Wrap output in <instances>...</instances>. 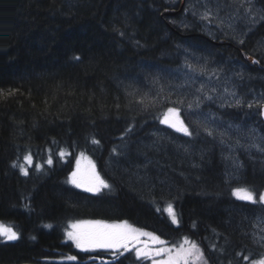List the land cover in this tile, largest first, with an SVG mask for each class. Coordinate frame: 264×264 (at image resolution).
I'll return each mask as SVG.
<instances>
[{
    "label": "trees",
    "instance_id": "trees-1",
    "mask_svg": "<svg viewBox=\"0 0 264 264\" xmlns=\"http://www.w3.org/2000/svg\"><path fill=\"white\" fill-rule=\"evenodd\" d=\"M254 2L264 10V0ZM172 4L0 0V222L19 233L15 241L0 238V264H150L130 250L80 251L66 240L70 222L80 219L128 221L166 244L190 242L205 257L197 264H251L264 256L252 236L264 206L234 196L238 187L260 196L264 165L254 168L244 153L243 176L228 180L217 143L198 128L192 139L209 150L205 161L196 155L190 163L175 153V168L165 167L158 160L163 154L144 145L163 125L164 111L148 82L159 69L179 65L188 46L231 71L245 67L236 75L243 98L233 105L239 107L222 112L264 129L255 99L264 90V69L248 61L254 56L264 64V19L243 40L211 36L198 17H183L180 2L174 16ZM80 153L95 160L109 183L99 193L69 181ZM146 159L159 166L147 174L163 176L153 191L163 183L172 187L165 199L137 188L141 176L134 173L144 175ZM72 255L75 261H61Z\"/></svg>",
    "mask_w": 264,
    "mask_h": 264
},
{
    "label": "rangeland",
    "instance_id": "rangeland-1",
    "mask_svg": "<svg viewBox=\"0 0 264 264\" xmlns=\"http://www.w3.org/2000/svg\"><path fill=\"white\" fill-rule=\"evenodd\" d=\"M178 2L176 0V4ZM186 4L182 11L183 17L188 19L189 13L198 17L200 22L198 26L205 28V32L211 36L220 32L223 33V37L243 40L264 19V10L257 6L254 0H186ZM259 47L264 51V38L260 40ZM188 48L184 50L179 65L159 69L158 74L153 75L148 82L154 88L149 94L154 91L153 94L161 98L159 104L164 103V111L163 125L152 131L144 145L157 154H163L158 160L162 159L164 166L168 165L167 167L175 168L172 159L175 153L190 163L195 161L196 155L201 161H205L206 157L207 160L211 157V154L207 153L209 150L192 139L194 130L198 128L205 132L204 135L214 139L220 148L218 151L225 160L228 180L243 176L244 153L253 160L254 168L261 169L264 164H257L255 157L264 159V134L246 121L236 123L228 119L226 113L222 112L229 105L241 100L238 87L240 78L236 75L244 74L245 67L238 65L234 72L230 67L228 69L224 65L212 62L200 54L199 50L190 49L189 46ZM255 99L260 104L264 103L263 94L256 95ZM234 107L239 106L233 105L232 108ZM175 120L184 124V130L173 128L171 121ZM146 160L140 165L144 175H139L138 170L134 173L141 176L137 177V188L153 198L159 196L165 199L170 196L172 187L163 183L160 189L153 191L151 186L155 180L163 176L159 172H157L159 175L147 174L148 170L155 169L157 165L156 162L154 164L155 160H150L151 162ZM27 162L31 165L32 158H27ZM69 181L73 186L93 194L109 185L101 175L95 160L86 153L77 156ZM234 196L264 206V188L258 196L249 188L238 187L234 190ZM165 206L166 213L176 221V209L170 203ZM252 236L257 245L264 249V212L256 215ZM0 238L15 241L19 238V233L11 226L0 222ZM159 239L154 233L128 221L74 220L70 222L66 233V240L73 242L76 248L84 253L98 251L119 253L134 248L131 253L150 264H197L196 262L205 258L203 252L190 242L182 241L175 246ZM76 259L77 257L72 255L62 258L61 261L73 262ZM251 264H264V256L252 261Z\"/></svg>",
    "mask_w": 264,
    "mask_h": 264
},
{
    "label": "bare ground",
    "instance_id": "bare-ground-1",
    "mask_svg": "<svg viewBox=\"0 0 264 264\" xmlns=\"http://www.w3.org/2000/svg\"><path fill=\"white\" fill-rule=\"evenodd\" d=\"M168 2H170L171 3V0H168ZM180 2H182V0H180ZM175 4V3H174ZM256 7V6H255ZM180 11V10H179ZM179 11L177 10L176 11V9L173 11L174 13H172V14H175V13H177L176 15H178V13H179ZM175 15V16H176ZM225 44H227L228 42L227 41H225L224 42ZM243 52V51H242ZM215 61V60H214ZM248 61L250 62V64L251 65H258L259 67H261L262 69H264V64H262L261 62H260V60L259 59H257L256 57H254V56H249L248 57ZM240 96H241V99L243 98L242 97V94L240 93ZM226 99V98H225ZM262 106H261V115H262V117L264 116V104L262 103L261 104ZM228 107H230V106H228ZM263 120H264V117H263ZM171 123H172V125H173V128L175 129V130H181L182 129V125H184L182 122H180V121H178V120H175V121H171ZM210 134V133H209ZM209 136V135H208ZM244 155V154H243ZM242 161H243V159H242ZM99 193V192H98ZM158 237V236H157ZM160 240V239H159ZM138 243V242H137ZM132 249H134V248H132ZM132 249L131 248H129V249H127L126 251H128V250H130L131 252H132ZM98 252H100V251H98ZM86 253H95V252H86ZM135 255V254H134ZM135 258L137 259V260H139V259H142V258H137L136 256H135ZM94 259V258H93ZM105 261H114V260H110V259H107V260H105ZM105 261H103V262H105Z\"/></svg>",
    "mask_w": 264,
    "mask_h": 264
},
{
    "label": "flooded vegetation",
    "instance_id": "flooded-vegetation-1",
    "mask_svg": "<svg viewBox=\"0 0 264 264\" xmlns=\"http://www.w3.org/2000/svg\"><path fill=\"white\" fill-rule=\"evenodd\" d=\"M179 2H180V0H178ZM173 3V4H172ZM174 3H175V5H176V0H171V4H172V7L174 8V9H177L175 6H174ZM183 6H187V4H186V0H182V2H180ZM174 13V12H173ZM177 13H175V14H173L174 16L176 15ZM262 91V92H261ZM260 91V95H264V93H263V91L264 90H261ZM259 95V96H260ZM185 126L184 125H182V129L181 130H184L183 128H184ZM254 127L258 130V131H260V132H262L263 134H264V129H262L260 126H258V125H254ZM253 191V190H252ZM254 192V191H253ZM255 193V192H254ZM257 193V192H256ZM255 193V194H256Z\"/></svg>",
    "mask_w": 264,
    "mask_h": 264
},
{
    "label": "water",
    "instance_id": "water-1",
    "mask_svg": "<svg viewBox=\"0 0 264 264\" xmlns=\"http://www.w3.org/2000/svg\"><path fill=\"white\" fill-rule=\"evenodd\" d=\"M264 114V113H263ZM264 117V116H263Z\"/></svg>",
    "mask_w": 264,
    "mask_h": 264
}]
</instances>
